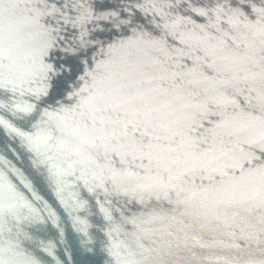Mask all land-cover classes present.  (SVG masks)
<instances>
[{
	"label": "water",
	"instance_id": "95a60500",
	"mask_svg": "<svg viewBox=\"0 0 264 264\" xmlns=\"http://www.w3.org/2000/svg\"><path fill=\"white\" fill-rule=\"evenodd\" d=\"M0 264H264V0H0Z\"/></svg>",
	"mask_w": 264,
	"mask_h": 264
}]
</instances>
